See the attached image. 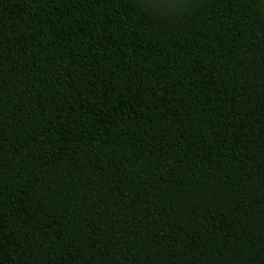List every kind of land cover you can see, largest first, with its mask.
Here are the masks:
<instances>
[{
	"label": "trees",
	"instance_id": "trees-1",
	"mask_svg": "<svg viewBox=\"0 0 264 264\" xmlns=\"http://www.w3.org/2000/svg\"><path fill=\"white\" fill-rule=\"evenodd\" d=\"M0 264H264V0H0Z\"/></svg>",
	"mask_w": 264,
	"mask_h": 264
},
{
	"label": "rangeland",
	"instance_id": "rangeland-1",
	"mask_svg": "<svg viewBox=\"0 0 264 264\" xmlns=\"http://www.w3.org/2000/svg\"><path fill=\"white\" fill-rule=\"evenodd\" d=\"M150 1H152L153 3H155V4H164V5H166V4H174V5H177V3L179 2V1H181V0H150Z\"/></svg>",
	"mask_w": 264,
	"mask_h": 264
}]
</instances>
